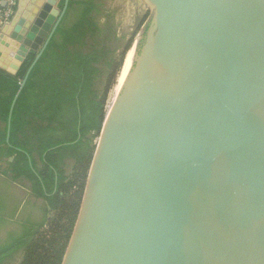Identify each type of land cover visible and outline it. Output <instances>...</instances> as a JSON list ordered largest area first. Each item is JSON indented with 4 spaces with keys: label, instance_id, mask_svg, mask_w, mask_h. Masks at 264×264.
<instances>
[{
    "label": "water",
    "instance_id": "obj_1",
    "mask_svg": "<svg viewBox=\"0 0 264 264\" xmlns=\"http://www.w3.org/2000/svg\"><path fill=\"white\" fill-rule=\"evenodd\" d=\"M144 2L60 264H264V0Z\"/></svg>",
    "mask_w": 264,
    "mask_h": 264
},
{
    "label": "trees",
    "instance_id": "obj_2",
    "mask_svg": "<svg viewBox=\"0 0 264 264\" xmlns=\"http://www.w3.org/2000/svg\"><path fill=\"white\" fill-rule=\"evenodd\" d=\"M102 4L68 1L21 88L36 50L28 51L15 74L0 69V161L13 157L7 174L28 183L34 195L29 201L43 213L36 221L17 220L23 229L0 245V264L16 250L19 264L61 263L104 118V101L121 63L119 37ZM14 215L3 216L0 210V225ZM45 224L48 229L41 232Z\"/></svg>",
    "mask_w": 264,
    "mask_h": 264
},
{
    "label": "crops",
    "instance_id": "obj_3",
    "mask_svg": "<svg viewBox=\"0 0 264 264\" xmlns=\"http://www.w3.org/2000/svg\"><path fill=\"white\" fill-rule=\"evenodd\" d=\"M30 2L31 0H16V14L12 23H5L0 18V69L9 74H15L17 72L21 61L24 59L27 53L23 51L22 46L25 45L24 40L27 38L26 34L29 30V26L33 24L34 20L39 16V13L42 10L44 12V15L39 17L41 20L39 28H41L42 31L46 29L49 31V28L52 26L59 9L62 7L60 6V0H56L51 6L50 10L43 9L42 6L45 3L44 0H41L39 5H36L34 2L32 6H34L35 9L30 12L33 18L29 22L27 30L25 33L21 34L20 38H14L11 36L13 32V26L18 21L22 12L27 9V6L30 4ZM1 5L2 2L0 0V6ZM33 43H36L35 40ZM12 159L13 157L9 156L4 157L0 161V196H5L6 193L11 196H16V206L18 211V208L24 204L31 205L32 201L29 200L34 199V195L31 193L28 183L12 180L7 174V162H10ZM38 200L41 201V199Z\"/></svg>",
    "mask_w": 264,
    "mask_h": 264
},
{
    "label": "rangeland",
    "instance_id": "obj_4",
    "mask_svg": "<svg viewBox=\"0 0 264 264\" xmlns=\"http://www.w3.org/2000/svg\"><path fill=\"white\" fill-rule=\"evenodd\" d=\"M102 9L104 11V14L109 13L112 17L117 36L119 37L117 54L119 53V55H121L122 63L123 60L125 61L126 57V54L124 56V53H126L127 49H129L141 27L149 17L150 10L144 0H103ZM47 31L48 29L42 31L36 51L37 49H39L43 40L45 39ZM119 69L117 70L115 78L109 88V93L110 90H113V88L115 87V79ZM96 140L97 138L95 139V142ZM48 216L52 217L53 214L49 213ZM47 229V225L45 224L41 229V232H45Z\"/></svg>",
    "mask_w": 264,
    "mask_h": 264
},
{
    "label": "flooded vegetation",
    "instance_id": "obj_5",
    "mask_svg": "<svg viewBox=\"0 0 264 264\" xmlns=\"http://www.w3.org/2000/svg\"><path fill=\"white\" fill-rule=\"evenodd\" d=\"M146 24L147 21L145 22L143 29H145ZM16 203L17 198L14 195L11 196L6 193L5 196H0V210L3 216H11L15 213V217L12 218V220L0 225V245L9 241L8 239H10V235H18L22 231L23 226L21 223H18L17 220L19 222H28V220L32 222L41 219L43 216L42 210L38 205L24 204L19 207L17 211ZM19 256L20 250H16L4 260L3 264H19Z\"/></svg>",
    "mask_w": 264,
    "mask_h": 264
},
{
    "label": "built area",
    "instance_id": "obj_6",
    "mask_svg": "<svg viewBox=\"0 0 264 264\" xmlns=\"http://www.w3.org/2000/svg\"><path fill=\"white\" fill-rule=\"evenodd\" d=\"M1 2L2 5L0 6V18L3 22L8 23L14 15L16 0H1ZM115 94V87L113 90H110L109 94H107L103 106L104 116L111 107Z\"/></svg>",
    "mask_w": 264,
    "mask_h": 264
},
{
    "label": "bare ground",
    "instance_id": "obj_7",
    "mask_svg": "<svg viewBox=\"0 0 264 264\" xmlns=\"http://www.w3.org/2000/svg\"><path fill=\"white\" fill-rule=\"evenodd\" d=\"M123 65H124V60H123L122 63H121L120 69H119L118 74H117L116 79H115V93H116V91H117L118 82H119V78H120V74H121V71H122Z\"/></svg>",
    "mask_w": 264,
    "mask_h": 264
}]
</instances>
